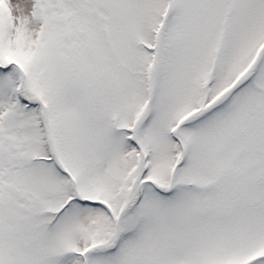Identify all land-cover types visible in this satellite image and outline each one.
I'll return each mask as SVG.
<instances>
[{
    "label": "snow or ice",
    "instance_id": "1",
    "mask_svg": "<svg viewBox=\"0 0 264 264\" xmlns=\"http://www.w3.org/2000/svg\"><path fill=\"white\" fill-rule=\"evenodd\" d=\"M0 264H264V0H0Z\"/></svg>",
    "mask_w": 264,
    "mask_h": 264
}]
</instances>
